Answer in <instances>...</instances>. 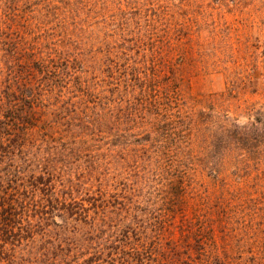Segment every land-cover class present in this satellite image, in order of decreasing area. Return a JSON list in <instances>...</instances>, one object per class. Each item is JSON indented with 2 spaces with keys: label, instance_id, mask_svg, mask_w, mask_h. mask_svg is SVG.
<instances>
[{
  "label": "rangeland",
  "instance_id": "1",
  "mask_svg": "<svg viewBox=\"0 0 264 264\" xmlns=\"http://www.w3.org/2000/svg\"><path fill=\"white\" fill-rule=\"evenodd\" d=\"M0 124L10 264H264V0H0Z\"/></svg>",
  "mask_w": 264,
  "mask_h": 264
},
{
  "label": "trees",
  "instance_id": "2",
  "mask_svg": "<svg viewBox=\"0 0 264 264\" xmlns=\"http://www.w3.org/2000/svg\"><path fill=\"white\" fill-rule=\"evenodd\" d=\"M33 52V51H31ZM49 58V57H48ZM32 64H34L36 67H39V61L33 62ZM53 73H56L53 72ZM25 77L20 79L21 83H24L25 85H27V83H25ZM25 101H27L26 97H23ZM15 109V107H10L9 110V114H10V118L11 116V112ZM4 118H8V116H3ZM13 118V117H12ZM256 122L258 123L259 121L256 120ZM1 126H5L4 124H0ZM252 130H256L258 131L255 126H252V128L249 131ZM256 131H252L248 134V137H251L253 139L254 142H256L255 138L256 137H261L264 138V129L260 132L257 133ZM246 136H242L240 138H238L237 136V140H240L241 138L244 139ZM37 180L39 182L42 181V177H37ZM42 184V183H39ZM17 202V201H16ZM14 201H9L7 203L4 202H0V221L2 220V224L7 228L6 230L4 229V231L0 234V264L4 261H7L9 264L12 263V255H10L11 259H7L6 256V251L3 249L4 245H6L7 243H9L10 245L14 246L15 243H19L21 241L20 234L23 232V229L21 227V216H19L20 214L17 211V203ZM7 239H5V238ZM4 238V239H3Z\"/></svg>",
  "mask_w": 264,
  "mask_h": 264
}]
</instances>
